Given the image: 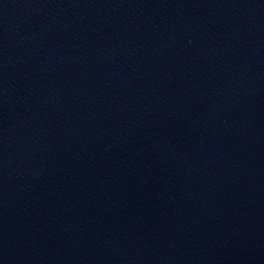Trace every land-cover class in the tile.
<instances>
[{"label":"water","instance_id":"95a60500","mask_svg":"<svg viewBox=\"0 0 264 264\" xmlns=\"http://www.w3.org/2000/svg\"><path fill=\"white\" fill-rule=\"evenodd\" d=\"M0 264H264V0H0Z\"/></svg>","mask_w":264,"mask_h":264}]
</instances>
